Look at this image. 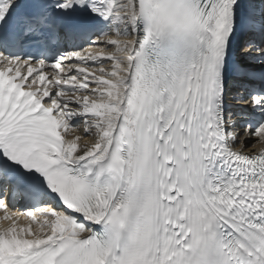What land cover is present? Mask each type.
Wrapping results in <instances>:
<instances>
[{"label": "snow or ice", "instance_id": "6c2138e0", "mask_svg": "<svg viewBox=\"0 0 264 264\" xmlns=\"http://www.w3.org/2000/svg\"><path fill=\"white\" fill-rule=\"evenodd\" d=\"M0 264H264V0H0Z\"/></svg>", "mask_w": 264, "mask_h": 264}, {"label": "bare ground", "instance_id": "6f19581e", "mask_svg": "<svg viewBox=\"0 0 264 264\" xmlns=\"http://www.w3.org/2000/svg\"><path fill=\"white\" fill-rule=\"evenodd\" d=\"M232 103H234V104H239V103L236 102V101H233ZM259 146H260V145L256 143V138L253 137L252 140H251V142H250V147H255V148L258 149Z\"/></svg>", "mask_w": 264, "mask_h": 264}]
</instances>
